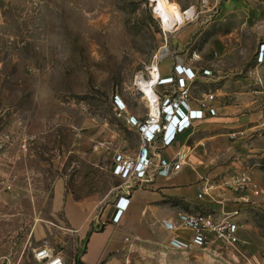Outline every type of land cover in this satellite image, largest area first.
<instances>
[{"label":"rangeland","instance_id":"obj_1","mask_svg":"<svg viewBox=\"0 0 264 264\" xmlns=\"http://www.w3.org/2000/svg\"><path fill=\"white\" fill-rule=\"evenodd\" d=\"M172 1L181 9L175 28H193L184 44L160 23L152 0H0V132L8 141L0 151V258L23 249L30 255L48 238L67 248L60 236L68 196L107 209L121 183L114 156L138 145L129 114L148 110L137 76L149 79L163 54L227 53L255 66L264 0ZM189 7L187 19L204 23H181ZM257 72L247 106L228 113L244 118L226 120L235 133L222 147L237 173L248 171L261 187L238 216L246 241L236 247L255 250L264 243V60Z\"/></svg>","mask_w":264,"mask_h":264},{"label":"crops","instance_id":"obj_2","mask_svg":"<svg viewBox=\"0 0 264 264\" xmlns=\"http://www.w3.org/2000/svg\"><path fill=\"white\" fill-rule=\"evenodd\" d=\"M181 23L204 22L196 17ZM208 23L220 22L213 19ZM192 29L191 25H180L173 33L176 40L184 44ZM165 55L156 60L160 77L175 75V63L191 67L197 72L189 83L192 107L198 108L203 100L209 101L208 94L213 93L214 99L209 102L216 107L217 113L195 120L192 127L181 131L170 145L161 148L163 156L181 159V167L173 173L164 175L151 169L146 178L135 179L124 178L118 172L121 178L118 192L108 200L104 212L95 210L88 199L66 197L61 207L66 228L60 240L67 245L62 249L63 254L69 263L75 264L77 261L81 264H264V243L257 250L248 244L238 248L210 234L208 241L200 245L193 241L192 229L178 226L179 213L210 210L217 218L231 216L239 224L240 241H246L238 216L252 191H234L229 187L237 171L233 161L226 159L222 147L227 137L235 133L228 132L226 120L234 123L244 118L242 114L228 113L247 106L248 101L243 98L245 93L258 89L257 67L262 61L256 58L254 67L245 68L241 58L227 53L206 58L198 54L195 57ZM203 69H210L211 73ZM177 89L174 82L154 84L159 101L167 92L175 94ZM142 94L145 97L142 103L148 110L131 111L129 116L142 119L148 115L152 104L156 105L146 98V93ZM137 131L138 145L131 152L123 151L126 156L136 157L140 151L142 140L138 127ZM120 196L129 198V204L119 221H113ZM173 237L181 241L182 249L170 245ZM232 253L240 258L226 259Z\"/></svg>","mask_w":264,"mask_h":264},{"label":"built area","instance_id":"obj_3","mask_svg":"<svg viewBox=\"0 0 264 264\" xmlns=\"http://www.w3.org/2000/svg\"><path fill=\"white\" fill-rule=\"evenodd\" d=\"M187 10H192V7L183 11L186 12ZM173 20L170 19L172 23H176ZM160 22L165 23L162 18H160ZM258 60H264V42L260 45ZM2 64L3 61L0 57V69ZM206 72L209 73V71ZM174 73L175 75L167 77H160L159 75L158 83H176L178 89L175 94L167 92L160 101L157 96L158 98L154 100L156 101V111L150 110L148 115L142 119L134 115L128 117V121L138 127L142 141L140 151L136 157L126 156L123 152L115 154L116 169L124 178H146L151 169L164 175H169L178 170L182 164L180 157L169 159L163 156L161 148L170 145L181 131L192 127L195 120L203 119L207 114L215 115L217 113L216 107L209 102L214 99L213 93L208 94L207 99L209 101L203 100L198 108L192 107L189 96V83L197 76L194 69L181 63H175ZM116 105L120 110L126 108L125 103L121 105L117 101ZM7 142V138L0 132V151L7 145ZM4 186L11 187L6 182ZM229 187L234 191L251 190L256 195L261 192L259 183L248 171L235 174L229 182ZM128 204L129 198L119 197L116 203L117 210L112 218L113 221H119ZM178 220V226L193 230V241L196 244L204 245L210 234H214L217 239L230 246H236L240 242L238 236L239 224L231 216L217 218L213 211L202 210L181 212ZM170 245L177 249L183 248V244L176 237L170 239ZM25 256L35 261L36 264H75L73 262L69 263L57 244L48 239H44L41 243L32 247L30 255H25V249L3 255L0 258V264H25Z\"/></svg>","mask_w":264,"mask_h":264},{"label":"bare ground","instance_id":"obj_4","mask_svg":"<svg viewBox=\"0 0 264 264\" xmlns=\"http://www.w3.org/2000/svg\"><path fill=\"white\" fill-rule=\"evenodd\" d=\"M154 2V12L155 14L164 20V26L166 29H172L173 31L175 29L176 23L178 22L177 15H180V8L176 6V4L172 0H152ZM189 12L190 14H188ZM186 18L191 17L193 14L192 10H187L186 12L183 11ZM170 19H174L176 23H172ZM173 20V21H174ZM151 77L149 79H146L143 74H139L136 79V85L142 93H146V98L149 99L151 102L157 99V94L154 91V84L157 83L159 80V70L158 66L154 65L153 69L151 70ZM149 101V103H150ZM156 102V101H155ZM151 110L153 112L156 111V105L155 103L152 104Z\"/></svg>","mask_w":264,"mask_h":264},{"label":"trees","instance_id":"obj_5","mask_svg":"<svg viewBox=\"0 0 264 264\" xmlns=\"http://www.w3.org/2000/svg\"><path fill=\"white\" fill-rule=\"evenodd\" d=\"M76 264H81V262L77 261V263H76Z\"/></svg>","mask_w":264,"mask_h":264}]
</instances>
